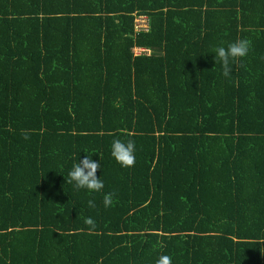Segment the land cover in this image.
<instances>
[{
    "label": "trees",
    "instance_id": "trees-1",
    "mask_svg": "<svg viewBox=\"0 0 264 264\" xmlns=\"http://www.w3.org/2000/svg\"><path fill=\"white\" fill-rule=\"evenodd\" d=\"M245 38L224 77L214 49ZM85 155L101 192L65 181ZM162 254L264 264V0H0V264Z\"/></svg>",
    "mask_w": 264,
    "mask_h": 264
},
{
    "label": "clouds",
    "instance_id": "clouds-1",
    "mask_svg": "<svg viewBox=\"0 0 264 264\" xmlns=\"http://www.w3.org/2000/svg\"><path fill=\"white\" fill-rule=\"evenodd\" d=\"M251 48V41L249 39H237L234 42L227 44L226 47L220 46L214 49V61L220 63L222 66V75L229 77L232 71L230 61H235L239 58L248 55ZM138 50V49H135ZM142 50V49H141ZM143 52V51H142ZM139 54V53H134ZM24 139H28L30 131H23ZM136 144L132 139L123 141L119 138L113 139L110 145V155L121 167H131L135 164ZM100 170V162L93 161L91 156L85 155L72 165L71 170L67 173L66 183L72 184L77 191L86 190L89 193L101 192L104 188L103 181L97 175ZM115 193L109 192L103 194L102 204L105 208L111 207L114 202ZM87 207L95 208L94 200L89 199ZM84 224L89 231L96 229V222L91 217L84 219ZM155 264H172V257L168 255H160Z\"/></svg>",
    "mask_w": 264,
    "mask_h": 264
},
{
    "label": "rangeland",
    "instance_id": "rangeland-1",
    "mask_svg": "<svg viewBox=\"0 0 264 264\" xmlns=\"http://www.w3.org/2000/svg\"><path fill=\"white\" fill-rule=\"evenodd\" d=\"M135 24H136V28H141L142 25H143V21L140 20L139 18H137V19L135 20ZM133 52H134V53H137V50H133Z\"/></svg>",
    "mask_w": 264,
    "mask_h": 264
},
{
    "label": "built area",
    "instance_id": "built-area-1",
    "mask_svg": "<svg viewBox=\"0 0 264 264\" xmlns=\"http://www.w3.org/2000/svg\"><path fill=\"white\" fill-rule=\"evenodd\" d=\"M142 21H144V19L142 20ZM143 26V25H142ZM143 50H141V49H138L137 50V53H140V52H142Z\"/></svg>",
    "mask_w": 264,
    "mask_h": 264
}]
</instances>
